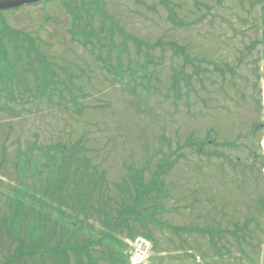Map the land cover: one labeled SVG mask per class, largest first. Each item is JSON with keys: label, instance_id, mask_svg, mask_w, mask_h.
Returning <instances> with one entry per match:
<instances>
[{"label": "rangeland", "instance_id": "1", "mask_svg": "<svg viewBox=\"0 0 264 264\" xmlns=\"http://www.w3.org/2000/svg\"><path fill=\"white\" fill-rule=\"evenodd\" d=\"M94 1L4 14L20 35L0 43V264H128L144 216L121 207L115 190L132 187V174L149 182L164 165V193L151 204L162 209L160 227L145 264H264V0ZM100 18L126 39L117 25L110 37ZM91 30L102 36L94 50L80 42ZM33 45L41 59L30 65ZM24 86L57 92L24 99ZM77 143V160L105 175L98 187L113 202L100 207L102 191L91 185L64 236L55 225L58 176L69 171L68 203L85 181L60 146ZM22 219L28 244L58 233L54 258L14 255L19 245L6 232L19 233Z\"/></svg>", "mask_w": 264, "mask_h": 264}, {"label": "trees", "instance_id": "2", "mask_svg": "<svg viewBox=\"0 0 264 264\" xmlns=\"http://www.w3.org/2000/svg\"><path fill=\"white\" fill-rule=\"evenodd\" d=\"M261 2V0H260ZM166 4L168 5V3L166 2ZM262 7H261V10H262V13L264 14V2L262 1ZM171 11V10H170ZM2 12H0V43L4 44L3 41L7 38H9L10 36H17V35H20V32L17 31V30H13V29H10V27L8 26L7 24V21L5 20L3 14H1ZM105 13V12H103ZM106 14V13H105ZM108 15V14H106ZM170 15H171V21H174L175 23H177L178 21H176L175 19V14H173L172 12H170ZM109 16V15H108ZM264 17V15H263ZM101 25H102V30H105L106 28V31L110 30L111 28H115V26L117 25L119 27V25L111 18V19H108V18H103L101 19ZM111 23V24H110ZM74 25H78V24H74ZM108 25V26H107ZM116 30H120V34H121V38L122 39H126L127 35L125 34L124 30L121 29L119 27V29L115 28ZM114 30H110V37H113L114 36ZM84 32H82L81 34L83 35ZM71 36L74 38V39H77L78 38V35H76L73 31L71 33ZM92 39H95L97 41H100L102 39V36L96 34L94 31H90V34H85L83 35V40L80 41L82 42V44L84 45V47H87L86 45H89L91 44L93 46V50L95 48V45L92 43ZM171 47L174 46V44H171L170 45ZM100 49H102V46L99 47ZM3 54L1 55V52H0V56L3 57L4 56V52L6 53V51H2ZM177 52H179L180 54H183V50L182 49H179L177 50ZM34 53L35 56H33L31 58V54ZM37 54L40 55V53L38 52V50L35 48V46L33 45V48L29 49L27 52H26V57L29 59L30 61V65L31 64H34L35 62H37V60L41 59L40 56L38 57ZM35 58L36 61H35ZM19 60V59H18ZM17 60V61H18ZM96 60H98V62H103L105 63V58L101 57L100 55H97L96 56ZM16 61V62H17ZM151 63V60L148 59L147 61V65H149ZM107 67V64H103V66L101 67V69ZM119 70L114 68L113 71H112V74H113V78L114 80H118V75H119ZM133 77V76H132ZM133 81L135 82V84L132 86L133 87V90H132V93H134L136 96H138L139 98H141L140 94H137V91H136V87H138L137 83H136V77L132 78ZM52 81V80H51ZM62 84V82H61ZM0 85H2L0 83ZM8 85V83H7ZM6 84H4L3 86H7ZM24 89V93H23V97L24 99L25 96L29 93V97H32V95H34L33 97L34 98H37L39 96H42L43 94H45V97L46 96H49L51 95L52 93H56L57 92V88L56 89H52L49 94L47 95V91H44L43 87H37L36 88H32V90H30L28 88V86H24L23 87ZM66 91L67 94H69V90L66 88L64 89ZM70 95V94H69ZM62 97H63V94H62ZM83 149V146L81 143H77L75 145H71V146H67V145H61L60 146V150H62V154H65V153H68L67 156L64 157L66 164L68 165H71L73 166L74 164H76L75 168L73 170H71V172H79L81 170V181L84 179L85 181V184L82 188V190L79 192L78 196H76V192L73 191L72 194L70 195V199H71V202L68 203L66 201L65 198H63V195H64V188H65V183L67 181V176L69 174V171L68 172H62L61 173V183H62V186L60 187V189L58 190L59 191V196H60V199L58 198V201L60 200H63L64 201V205H66V211L63 210V207L61 209V207H58L57 209V215L59 217V219L61 218V222H65V224L63 225V230L67 233V229H68V224H69V215H72V216H77L78 215V212L81 210V208H85L86 207V201L88 199V189L91 185H96L98 187V184H101L103 182H105V175H103L102 173L98 172V168H94L92 165L90 166V164H88V161L87 160H81V161H78V157L77 154L78 152H80L81 150ZM72 150V151H71ZM77 160V161H76ZM79 162V163H78ZM81 164H85L87 165L86 167H80ZM165 167H161L160 170H158V172L152 177V180L148 183V184H145L144 181H143V178H141L140 180L137 178V177H132L133 179V187H134V190L141 193L145 199H149L148 197L151 196V195H154L153 197H150L151 198V202L153 200H159V199H162L160 196L164 193V182L163 180L161 179V176L164 174L163 172H167L166 169H164ZM91 171V172H90ZM141 173V175H143L142 172H139ZM96 178H98V181L96 180ZM130 188V186H129ZM128 189V191H131L130 189ZM98 189L100 191H102L101 193V196L103 197L102 199H95L94 201L99 204V206H103V204H106V201H110L111 203L113 202V197H109L108 195L109 194H103V189L102 188H99ZM104 195H107L106 197H104ZM69 197L68 194H66V198ZM122 199L126 200V198L128 200H132L131 197H130V194H126L124 193V196L121 197ZM106 199V200H105ZM74 200H78L79 204L76 206L73 204V201ZM48 199H44V198H40L39 199V203L40 205H47ZM59 204V202H58ZM61 206H64L63 204H60ZM122 205V204H121ZM124 205V204H123ZM123 207L124 209L127 210L126 206H121ZM101 211V209L97 208L95 210L96 213H99ZM122 213H120V218L122 217ZM124 222L127 220V217L122 219ZM63 222V223H64ZM77 223L74 222V225H76ZM172 230L176 231V232H187V231H190L188 229H184V228H176V227H170ZM221 233V232H220ZM149 235H151L150 232H148ZM150 238V237H149ZM36 254V253H34ZM19 257H22L21 255H19Z\"/></svg>", "mask_w": 264, "mask_h": 264}, {"label": "water", "instance_id": "3", "mask_svg": "<svg viewBox=\"0 0 264 264\" xmlns=\"http://www.w3.org/2000/svg\"><path fill=\"white\" fill-rule=\"evenodd\" d=\"M45 0H0V11H9L23 6H29Z\"/></svg>", "mask_w": 264, "mask_h": 264}, {"label": "built area", "instance_id": "4", "mask_svg": "<svg viewBox=\"0 0 264 264\" xmlns=\"http://www.w3.org/2000/svg\"><path fill=\"white\" fill-rule=\"evenodd\" d=\"M144 259V253L140 250H137L133 255L132 262L133 264H140Z\"/></svg>", "mask_w": 264, "mask_h": 264}]
</instances>
